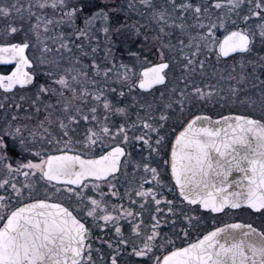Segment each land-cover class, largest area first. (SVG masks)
I'll return each mask as SVG.
<instances>
[{"label":"snow or ice","instance_id":"6c2138e0","mask_svg":"<svg viewBox=\"0 0 264 264\" xmlns=\"http://www.w3.org/2000/svg\"><path fill=\"white\" fill-rule=\"evenodd\" d=\"M0 65V264H264V0H0Z\"/></svg>","mask_w":264,"mask_h":264},{"label":"flooded vegetation","instance_id":"af4514ba","mask_svg":"<svg viewBox=\"0 0 264 264\" xmlns=\"http://www.w3.org/2000/svg\"><path fill=\"white\" fill-rule=\"evenodd\" d=\"M11 65H0V73H5V72H7V71H9L10 69H11ZM209 110V109H208ZM209 111H213V113L215 114V112L216 111H214V110H209ZM225 114H227V113H225ZM223 219V221H229L230 220V217H223L222 218ZM236 219L237 220H243V221H249V220H252V219H248V218H243V217H238V216H236ZM254 222V224H255V226H257V227H259L260 226V224H261V222L260 221H253ZM195 237H196V233H193V239H195Z\"/></svg>","mask_w":264,"mask_h":264},{"label":"rangeland","instance_id":"374dc122","mask_svg":"<svg viewBox=\"0 0 264 264\" xmlns=\"http://www.w3.org/2000/svg\"><path fill=\"white\" fill-rule=\"evenodd\" d=\"M209 110H211V107H209ZM212 110H213V109H212ZM214 111H216V112L224 111L225 113H227V110H226V109H219V108H217V109H215ZM237 216H238V217H243V218L252 219L251 217H249V216L247 215V213H240V214H238ZM255 221H257V220H255ZM258 221H259V220H258Z\"/></svg>","mask_w":264,"mask_h":264}]
</instances>
